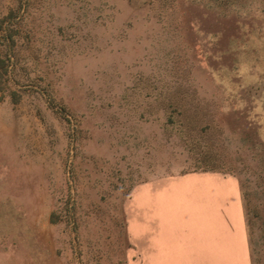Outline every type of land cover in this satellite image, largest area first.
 <instances>
[{"label":"rangeland","instance_id":"1","mask_svg":"<svg viewBox=\"0 0 264 264\" xmlns=\"http://www.w3.org/2000/svg\"><path fill=\"white\" fill-rule=\"evenodd\" d=\"M262 150L264 0H0V264H264Z\"/></svg>","mask_w":264,"mask_h":264},{"label":"trees","instance_id":"2","mask_svg":"<svg viewBox=\"0 0 264 264\" xmlns=\"http://www.w3.org/2000/svg\"><path fill=\"white\" fill-rule=\"evenodd\" d=\"M213 149H214V148H212V147L210 146V148H208V149L206 150V155H204V158H205L206 162H207V160H208L209 158L213 159V156H214L215 154H217V152H214ZM262 151H264V150H262ZM206 167H207V168H206ZM202 168H204V169H210V168L213 169V168H215V166L211 165V167H210L209 164H207V165L205 164L204 166H202ZM236 174L239 176L238 173H236ZM263 186H264V185H263ZM241 189H242V191H241L242 198L244 199V198H245V193H244V191H243L242 184H241ZM261 189H262V187H261ZM261 202L264 204V199H262ZM244 212H245V215H246V221H247V219H248V222H247V228L249 229V228H251V226H250V221H249V218H248V217H249V208H248L247 204L245 203V201H244ZM261 223H262V224H260V226H259L258 228L262 229V232H264V220H263V222H261ZM249 245H250L251 257H252V259L254 260V257H255L254 249H256V246L253 244V241H251V240H250Z\"/></svg>","mask_w":264,"mask_h":264}]
</instances>
